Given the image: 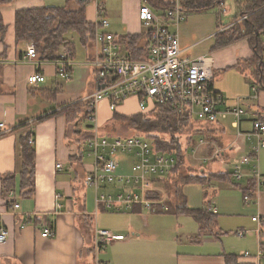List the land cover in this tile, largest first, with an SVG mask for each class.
<instances>
[{
  "label": "crops",
  "instance_id": "0c3cea01",
  "mask_svg": "<svg viewBox=\"0 0 264 264\" xmlns=\"http://www.w3.org/2000/svg\"><path fill=\"white\" fill-rule=\"evenodd\" d=\"M103 1L105 3V0ZM232 1L230 5L224 3L218 7L220 12L224 9L226 13L219 17V26L216 25L214 29L201 32L200 29L195 31L194 28L193 31L191 21L186 16L181 25L179 41L184 56L194 58L205 53L214 56L213 75L209 85L222 96L220 109L240 106L244 110L239 117L229 113L215 122L200 121L210 134L206 141V154L201 160H219L220 166L229 162L232 164L224 170L210 171H230L231 178L228 181L233 183L234 167L239 164L242 177L236 178V184L244 187L251 180L256 181L250 200L260 221L253 219L254 214L252 215V222L258 221L251 226L255 228V234L251 238L247 237L248 241H251L249 246L237 247L241 253L244 250L255 252L261 244L264 247V183H258L254 175L256 169L264 174V146H260L255 153L254 147L258 144V138L255 135H247V132L253 129L255 119L264 121V89L258 84L255 64L251 60L253 49L246 38L222 47H212L216 33L235 22L233 18L239 10L238 4L245 0ZM143 2L120 0L117 5L112 6L113 9L106 7L110 20L109 30L116 38L121 34L140 33L144 30L145 25L139 17V8ZM63 4L65 0H13L0 4L3 20L8 26L5 40H0V121L4 122L5 129L0 134V173H15L12 196L3 195V182L0 178V226L8 230L7 239L0 241V264H225V252L238 255L240 263L251 264L253 259H240V253L235 252L233 244L222 238L219 231L214 229L209 233H201L199 230V235L186 230L185 233L190 237L184 243L183 240L178 242L179 235H174L171 247L167 250L158 244L153 246V242L160 239L157 231L156 237L147 236L146 239H140L143 235L146 236L145 231L149 232L152 227L154 221L152 222L150 217L154 214L151 212L162 210L160 205L148 209L141 203H135L131 208L117 210L98 200L101 192H117L123 186L105 184L96 189L94 185L85 182L87 173L97 170L95 156L90 154L87 142L95 133L99 136H116L112 135L110 125H102V121L111 119L114 113L130 115L142 111L137 96L123 100L115 110H111L108 99L103 98L93 112V119L88 117L82 121L83 131L78 137L75 136L74 124L67 121L61 108L85 100L99 88V42L92 39L83 44L77 32L69 31L65 35L66 44L59 48L60 58L41 59L38 55L31 58L27 49L32 42L16 41L14 27L16 12L20 9ZM71 6L76 7V4L71 3ZM86 16L96 28L94 3L93 7L88 8L86 5ZM171 28L178 32V27ZM188 33L190 34L187 35ZM262 38L264 39V32ZM119 46L121 54H127L125 45L119 42ZM64 60H68L67 66L71 72L68 78L61 77L58 73L60 63ZM36 72L44 74L45 79L31 82L30 78ZM133 101L135 108L128 112ZM230 127L235 129V134L229 133ZM127 128L123 125L121 131L125 132ZM121 131L119 130L117 135H128L119 133ZM27 132L32 133L31 138L36 150L35 192L33 195L23 196L19 189L20 139ZM77 138L86 139L80 146L81 156L77 155ZM237 152H240L238 156ZM124 153L133 155V160L127 167L126 159L120 161L118 172L129 173L137 157L134 152ZM226 153H233L232 160L224 157ZM245 155L250 156L248 161H242ZM117 158L119 161L120 153ZM58 163L61 167H58ZM170 173L174 175L175 171ZM153 178L155 185L157 182L156 190L164 193L162 196H165V203L171 209L166 191V186L171 181L167 183L165 177ZM242 179L243 182L239 181ZM156 190L151 191L149 195L156 194ZM15 202L19 203L18 208L14 207ZM188 206L196 208L190 204ZM218 211L216 206L211 210L215 215ZM157 222L160 225L162 221ZM162 225L163 223L160 226ZM46 227L52 230V234H42ZM99 227L125 234L127 238L111 242L97 251L95 232ZM198 227L201 228L199 223ZM241 237H246V232ZM253 240L258 241L256 250Z\"/></svg>",
  "mask_w": 264,
  "mask_h": 264
},
{
  "label": "built area",
  "instance_id": "2783aa9c",
  "mask_svg": "<svg viewBox=\"0 0 264 264\" xmlns=\"http://www.w3.org/2000/svg\"><path fill=\"white\" fill-rule=\"evenodd\" d=\"M174 6L164 9L161 13L143 2L139 8V17L145 27L151 29L148 53L141 59H131L128 54H121L118 38L109 30L110 20L103 0H94L96 11L95 40L100 44L98 59L99 88L89 94L85 100L96 109L103 98L108 99L111 110L130 96H137L141 111H147L158 103H171L185 107L191 117L203 122H215L222 116L234 113L240 116L244 110L240 106L227 107L221 110L219 104L222 96L212 89L209 81L213 75L214 56L210 53L189 58L182 55L179 35L171 26L178 27L185 18V12L180 9L178 0ZM224 11V9H223ZM27 53L31 58L37 57L35 45L28 46ZM68 60L60 63L58 73L61 77H70ZM31 82L45 79L44 74L36 72L31 76ZM94 113L89 118L93 119ZM4 122L0 121V134L5 131ZM250 137L255 135L258 144L254 147L256 153L260 146H264V121L255 119L253 129L247 132ZM33 142V139L30 138ZM203 139H201V142ZM87 145L90 154L93 153L97 163V170L87 173L85 182L94 185L96 189L105 184H118L123 188L115 192H101L98 200L107 207L117 210L131 208L135 203H141L145 208L153 209L160 205L168 209L165 200L149 195L156 190L155 178L169 174L175 166V155L170 152L156 150L152 139L135 135H116L114 137L91 135ZM121 152H134L136 160L129 173L118 172L119 161L117 155ZM245 155L242 161H248ZM61 167V164H57ZM235 178L242 177L239 164L234 167ZM257 182L264 183V174L255 170ZM14 190L9 195L12 196ZM246 202L250 195L244 194ZM18 208L19 203L15 202ZM214 211L216 209L214 208ZM256 220V217L253 216ZM244 235V230L237 232ZM43 235L52 234L48 227ZM8 230L0 226V241L7 239ZM126 238L125 234L115 233L109 228L99 227L95 232V248L100 251L105 245L116 240ZM239 258L253 259L251 264H264V247L255 253L248 250L239 254Z\"/></svg>",
  "mask_w": 264,
  "mask_h": 264
},
{
  "label": "trees",
  "instance_id": "16d2710c",
  "mask_svg": "<svg viewBox=\"0 0 264 264\" xmlns=\"http://www.w3.org/2000/svg\"><path fill=\"white\" fill-rule=\"evenodd\" d=\"M13 0H0L1 3H9ZM89 0H65L63 5H44L41 7L20 9L15 17L16 41H31L35 45L37 55L41 59H58V52L62 44H66V33L75 31L78 33L83 44H87L95 38V25L86 16V5ZM155 9H166L174 6L175 0H143ZM71 3L76 4L72 7ZM225 0H178L181 10L202 11L210 8L220 7ZM237 14L234 16V23L215 35L213 48L222 47L240 39L246 38L253 49L252 62L255 64L258 84L264 89V0H245L238 4ZM219 26V22H217ZM8 26L5 24L0 11V40H5ZM151 29L145 27L140 33L121 34L118 42L127 48V54L131 59H141L148 53L149 37ZM3 56V54L1 55ZM48 94L53 95L48 92ZM94 108L87 100H79L61 108L69 123L74 124V134L78 135L83 131L81 122L86 120L94 112ZM43 118V117H41ZM113 118L122 119L126 124L138 132L152 138L156 150L170 152L175 155L176 163L172 171H176L186 160V152L190 146L191 137L185 144L182 140L183 128L191 120V115L185 107L171 103H158L154 108L137 112L130 115L114 113ZM202 124V123H201ZM203 125V124H202ZM204 126V125H203ZM204 128H207L204 126ZM207 130L198 127L195 132ZM32 133H25L20 139V184L21 195L29 196L35 192V161L36 150L33 142L30 141ZM209 135V134H208ZM209 137V136H208ZM86 139L77 138L79 154L82 155L80 146ZM3 182V195L8 196L15 187V173H0ZM230 171L223 172H195L188 173L183 177V182H198L209 184L213 180H230ZM256 181L253 179L246 186L241 187L244 194L253 195ZM238 187L239 184H236ZM159 195L156 194L155 197ZM177 213L192 215L201 227H206L215 222V214L203 207L192 208L186 202L177 205ZM225 264H244L238 261V255L225 252Z\"/></svg>",
  "mask_w": 264,
  "mask_h": 264
},
{
  "label": "rangeland",
  "instance_id": "374dc122",
  "mask_svg": "<svg viewBox=\"0 0 264 264\" xmlns=\"http://www.w3.org/2000/svg\"><path fill=\"white\" fill-rule=\"evenodd\" d=\"M120 2V0H105V6L111 10L113 9V5H117ZM94 0H90L87 3V7L89 8L90 6L93 7ZM225 3L227 5H230L233 3L232 0H225ZM152 7V6H151ZM155 9L154 7H152ZM157 10V9H155ZM158 11V10H157ZM163 9H159V13H161ZM226 12L219 10L218 7L215 8H210L207 10H202V11H189L185 13V17H189L191 21V26L193 27L192 30L197 31L200 29L201 32L204 30H209V29H214L217 25V20L221 15H225ZM183 20L180 22L178 26V35L181 32V25H182ZM206 30V31H207ZM194 32L191 34L193 35ZM198 35L199 33L196 32ZM188 33L187 35H189ZM135 101L131 103L130 108H128V112L132 111L135 108ZM110 119V118H109ZM106 119L102 121V125H106L111 127L113 132L111 131L112 135H117L118 131L123 130L121 129V126L126 125L128 128L126 131H121L119 133L122 134H128L129 136L135 135L136 131L135 129H132L129 127L126 122L122 119L118 118H111L110 120ZM198 127L204 128V126L201 124V122L196 119V116L191 117L190 123L183 128L184 134L182 135V140L183 142H187L186 138L188 139L189 136L191 137V142L190 146L187 149L186 152V160L183 165H180L179 168L175 171L174 175L173 173L170 175L167 174L165 176H160V177H165L164 179L167 181H171L168 183V186H166V191L168 192L169 195V204L172 206V208L168 209H163L160 211H153L154 215L150 218L152 220L153 225L151 228H149V232H146V236H142V239H146L151 237H156V232L157 231L160 235V239L156 240L153 242V246H162V249H169L171 247V240L174 235H179L178 242L183 240V243L185 242L186 239L190 237V235H187L185 232L186 230L189 231L190 233H196V235H199V230L201 233H209L211 229L218 230L220 233V236L222 238H225L228 240L230 244H233L234 249L236 250L235 252H239L237 247L242 246H249L251 244V241L247 239V237H253L255 234V228L251 227L255 224L252 222V215L256 217V220L260 221L259 215L257 214L254 205L251 202H246L244 199V192L241 189V186L238 187L236 185V178H232V182L230 181H224L221 182L220 180H213L211 185L209 184H202L198 182H183V177L187 175L188 173H195V172H209L210 169L214 170H224L232 166L231 162L228 164L225 163L224 166H220V161L216 162V160H206V158H202L203 155L206 154V141L210 138V134L206 135L205 132H195ZM229 133L230 134H235V129L230 127L229 128ZM139 136L148 138L151 140L152 138L150 136L144 135V134H138ZM209 136V137H208ZM201 138H203V141L201 142ZM205 140V142H204ZM216 152L219 153L217 149H215ZM229 151V150H228ZM240 152H237L236 155L238 156ZM233 156V153H226L224 155L225 158H230ZM234 158V157H232ZM123 159H126V167L130 165V162L133 160V155L130 153H120V159L119 162L122 161ZM201 160V162H200ZM214 162V163H213ZM223 163V162H222ZM218 165V166H217ZM216 166V167H214ZM201 168V169H200ZM170 177H169V176ZM220 181V182H219ZM243 182L242 180H239ZM210 182V183H211ZM166 183V184H167ZM170 184V185H169ZM157 185V182H156ZM156 194L158 193L159 196L164 199L162 196L164 193L161 192L160 190L155 191ZM163 193V194H162ZM156 194H153L155 196ZM186 202L187 204H190V206H196V207H207V209H211L213 211V207L216 206L218 207L219 211L215 215L217 219V223L215 222L210 223L206 227H201L198 229V223L196 219L187 213H177L175 211V207L177 205H180L182 203ZM169 207V206H167ZM210 210V211H211ZM134 218V217H133ZM157 221H162L160 225L163 223L162 227L158 225ZM199 226L201 224L199 223ZM189 229V230H188ZM238 229H242L246 232V237H241L237 234L236 231ZM188 233V232H187ZM200 233V234H201ZM262 237H264V234H262ZM127 238V237H126ZM264 239V238H263ZM158 242V243H155ZM160 242V243H159ZM253 245H254V250L257 249L258 247V241L253 240ZM105 248V247H104ZM182 248V247H181ZM178 249H180L178 247ZM245 251V250H244ZM243 251V252H244ZM257 251V250H256ZM255 251V252H256ZM251 252V251H250ZM252 252V253H255ZM240 253V252H239ZM242 253V252H241Z\"/></svg>",
  "mask_w": 264,
  "mask_h": 264
}]
</instances>
